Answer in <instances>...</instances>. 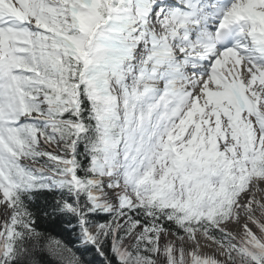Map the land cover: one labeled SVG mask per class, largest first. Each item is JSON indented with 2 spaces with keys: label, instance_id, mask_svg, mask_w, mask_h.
<instances>
[{
  "label": "snow or ice",
  "instance_id": "obj_1",
  "mask_svg": "<svg viewBox=\"0 0 264 264\" xmlns=\"http://www.w3.org/2000/svg\"><path fill=\"white\" fill-rule=\"evenodd\" d=\"M264 264V0H0V264Z\"/></svg>",
  "mask_w": 264,
  "mask_h": 264
},
{
  "label": "trees",
  "instance_id": "obj_2",
  "mask_svg": "<svg viewBox=\"0 0 264 264\" xmlns=\"http://www.w3.org/2000/svg\"><path fill=\"white\" fill-rule=\"evenodd\" d=\"M42 261H43V264H56L55 260L47 255H44L42 257Z\"/></svg>",
  "mask_w": 264,
  "mask_h": 264
}]
</instances>
